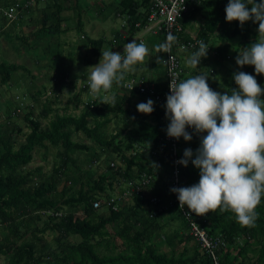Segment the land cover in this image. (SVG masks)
<instances>
[{"label":"trees","instance_id":"trees-1","mask_svg":"<svg viewBox=\"0 0 264 264\" xmlns=\"http://www.w3.org/2000/svg\"><path fill=\"white\" fill-rule=\"evenodd\" d=\"M17 1L24 0H0V24L8 23L2 12ZM40 1L45 2L37 0L35 5ZM68 1L45 2L41 9L39 28L34 35L37 42L46 40L49 48L53 42L51 38L67 32L62 26L66 21L64 13L71 8L67 5ZM150 2H120L117 13H123L127 19V37L136 35L147 24ZM227 3L228 0H187V12L179 19L184 29L180 41L198 40L205 43L209 46L207 58L212 56L210 60L219 67L225 62H230L233 54L237 56L238 52L255 41L258 35V24L252 21L246 22L242 27L238 21H226ZM31 8L10 25L21 20ZM114 14L116 15V12ZM193 24L198 26L193 34H189L188 29H193ZM83 27L81 16L78 14L75 30L80 33ZM156 36L162 39V44L165 43L163 35ZM81 38L85 39L86 46L90 49V58L93 59L100 57V50L106 43L120 49L128 41L122 38L120 33L108 42L101 38ZM198 47L192 52L197 51ZM172 51H176L174 45ZM209 52L212 55H209ZM162 55L161 48L158 60L161 65ZM45 56L48 59V56ZM50 56L54 59L49 57L51 63L56 66V53L51 51ZM34 62L32 66L35 67L38 64L37 61ZM83 63L92 65L93 61L85 58ZM202 63L206 65L207 59H203ZM234 66L235 72L244 71L254 75L264 88V75H256L253 66L240 68L236 63ZM19 70H22L21 66L0 62V84L11 82L13 73ZM211 74L208 71L204 73L208 80ZM56 76L58 87L67 74L58 73ZM163 77L165 85L162 86L161 82L154 84L142 76L130 80H143L154 85L158 94H164L165 70ZM183 79L185 77L182 74ZM215 79L208 81L215 91L224 93L237 87L233 74L230 78ZM130 80L117 86L126 94L117 96L113 104H104L100 99L97 100L98 98L93 102L88 101L78 116L65 113L60 115L49 106L44 107L41 113L43 118L54 112L53 118L44 128L33 116L32 111L23 115H20L19 111L12 112L11 115H6L4 122H0V230L7 232L5 238L0 240V257L4 258L1 264H212V260L200 251V243L189 235V223L176 206L167 207L161 212L154 210L156 214L151 216L154 211L150 199L157 196L166 204V198L170 195L172 159L170 156L159 158L160 167L154 169L155 157L152 154L166 133V125L161 121L165 110L155 104L151 114L125 108L124 106L135 97L145 99V103L151 99L147 94H139L137 90H126L124 83ZM79 89L89 92L88 86ZM39 91L32 96L37 97ZM110 115L120 118L122 127L114 134H105L104 129L110 122ZM9 117L20 118L24 126L10 122ZM24 128L28 132L25 133ZM73 133L83 134L86 141L92 142L98 149H93L87 142L74 141ZM17 137H21L22 141H17ZM199 144L194 137L191 141H185L181 137L178 139L181 149L179 157L183 158L185 149H191L195 153ZM50 147L60 150L59 162L53 169V175L43 179L39 174L41 168L35 171L23 170L33 161L35 151L40 148L48 150ZM77 154L87 155L90 164L103 163V167L100 166L101 172L92 174L90 167L84 170L75 158ZM111 154L118 158L117 164L112 162L114 158L107 159ZM145 175L149 178L147 187L140 193L118 201L117 211L103 207L99 210L102 214H98L93 209V203L97 201H101L105 206L111 198L129 192ZM198 182L199 170L191 161L187 167L182 165L180 186L188 187ZM255 211L257 219L254 227L241 226L236 222L234 213L219 209L206 214L205 223H199L210 237L220 236L225 243L219 252V264H264V199ZM109 226H118L119 230L109 233ZM168 226L172 227L170 232L167 231ZM46 232L53 234L54 246L43 241ZM159 232L164 234L157 236ZM156 236L159 242L167 243L172 248V253L177 244L194 241L196 245L191 256H186L185 250L178 257L174 254L168 256L160 252L153 242ZM70 238H77L78 241H70ZM119 240H122L127 251L115 255L98 253L100 248H115ZM239 240L240 245L237 244Z\"/></svg>","mask_w":264,"mask_h":264},{"label":"clouds","instance_id":"clouds-1","mask_svg":"<svg viewBox=\"0 0 264 264\" xmlns=\"http://www.w3.org/2000/svg\"><path fill=\"white\" fill-rule=\"evenodd\" d=\"M225 19L258 24L257 39L238 52V67L253 66L256 75H264V0H228ZM176 37L169 34L160 47L167 51ZM209 46L200 42L198 50L186 58L187 66L197 69ZM98 64L87 71L91 94L109 92L120 85L125 74L149 55L148 47L132 39L123 46V53L100 50ZM171 59V58H170ZM170 94L166 97L165 116L170 121L167 135L191 141V128L200 137L195 153L185 149L178 161L184 167L189 161L199 170V182L188 187H173L179 208L203 216L216 210L234 213L241 226L254 227L256 208L264 199V88L254 75L244 71L233 73L237 87L224 93L213 90L204 74L178 80L170 76ZM115 102V96L103 97L104 104ZM154 102L137 105V111L151 114ZM194 156V158H193ZM155 167V164H153Z\"/></svg>","mask_w":264,"mask_h":264},{"label":"rangeland","instance_id":"rangeland-1","mask_svg":"<svg viewBox=\"0 0 264 264\" xmlns=\"http://www.w3.org/2000/svg\"><path fill=\"white\" fill-rule=\"evenodd\" d=\"M74 1L77 2L78 8L72 12L70 10H73L72 7L75 6ZM68 2L71 8L65 11L67 20L63 26L67 30V34H59L58 37H53L52 39L54 41L50 43L49 48L46 44L47 41L37 42V44H35L36 39L33 36L29 37L30 32H35L39 26L38 22L35 21L38 13H36V16L32 19L33 22H29L28 25L25 23L18 24V22L7 25L6 30L8 37L2 35L4 33H0V62L18 65L21 66L22 69L13 73L11 82L0 84V122H4L6 115H11L12 112L19 111L20 115H23L24 113L32 111L33 116L38 119L42 128H44L54 115L53 112L49 114L47 118H43L41 113L44 107L49 106L51 110H54L60 115L65 113L78 116L88 101L93 102V100L97 99L89 95L90 90L88 92L86 90L80 91L81 89H79L87 82L86 77L88 73L86 69L98 64L101 58V55L97 59L90 58V49L86 46L85 39H82L81 36L87 39L101 38L108 42L112 38L113 31L119 32L122 29L123 18L115 17L114 12L116 3L114 0L109 2L106 0H69ZM95 3L101 4L99 10H95ZM43 6V4H40V7L43 8ZM78 14L81 16L84 24L80 33L75 30L77 25L76 17ZM196 28L197 26L193 27L192 34L195 32ZM21 39H26L27 41L22 42ZM108 47V43H106L102 50H110ZM51 51L56 53V66L49 64L51 63L50 58H52L50 56ZM45 55L50 58L47 60ZM85 58L94 61V65L84 64L83 60ZM233 59H236L235 54L231 56V61L228 62L225 67L217 70L215 80L231 77L236 71L234 66L235 61ZM34 61H37L38 64L35 67L32 66V63H35ZM204 70L206 73V68H204ZM58 73L67 74V76L62 84L59 82L60 85L56 87L58 82L56 81L58 80L56 75ZM210 78L212 79V77ZM37 91H39L40 94L37 95V97H33L32 94H36L35 92ZM99 99L103 102L102 95L99 96L97 100ZM15 109L16 111H14ZM9 118L10 122L22 127L24 126L20 118ZM109 118L110 122L105 127L104 133L114 134L122 127V121L120 118H115L112 115H110ZM24 132L26 133L28 130L24 128ZM72 139L79 143L87 142L93 146V149H98L92 142L86 141L85 136L81 133H73ZM17 141L21 142L22 138L17 137ZM59 152L60 150L52 147L48 150L40 148L35 151L33 161L23 170L35 171L41 168L39 173L40 177L48 179L53 175V169L59 162ZM75 158H77L84 170L90 167L92 169V174L101 172L100 166L103 167V163L90 164L87 155L84 154H77ZM111 158H114L112 162H118L116 156L113 157L111 154L107 157V159ZM72 171L74 170L72 169ZM62 183L63 181L60 182L61 185ZM97 212L98 214H102V211ZM118 230V226H109L107 228L109 233ZM171 230L172 227L168 226L167 231L170 232ZM162 234L164 233L159 232L157 236L161 237ZM6 235L7 232L5 230H0V240H3ZM157 236L153 242L160 252L168 256L174 254L175 257H178L184 250L186 251V256H191L193 248L196 245L194 241L182 245H178L176 242V248L174 253H172V248L169 247L167 243L159 242ZM43 241L46 244L54 246L53 234L46 232L43 236ZM70 241H78V239L70 238ZM237 244L240 245L241 240H239ZM124 251L127 250H125L122 240H119L115 248L112 246H110L109 249L100 248L98 253L101 255H115L121 252L123 253ZM234 252L237 253L236 250ZM3 260L4 258L1 256L0 264Z\"/></svg>","mask_w":264,"mask_h":264},{"label":"built area","instance_id":"built-area-1","mask_svg":"<svg viewBox=\"0 0 264 264\" xmlns=\"http://www.w3.org/2000/svg\"><path fill=\"white\" fill-rule=\"evenodd\" d=\"M37 0H24L22 2L17 1L9 8L5 9L2 13L6 17L9 23L14 22L18 17L28 10L29 8L35 5ZM150 5L147 14V24L142 29L144 34L149 35H163L165 43L167 42V36L169 34L176 37V41L171 43L170 49L165 51L162 49V65L166 74V87L164 94H158L154 88V85L147 84L143 80H130L124 83V88L128 91L137 90L139 94H147L156 106H162L166 111V97L170 94L169 83L171 80L170 76H175L178 80H182L183 68L180 54L185 52L193 51L200 42L195 41H186L181 42L180 36L184 33V29L179 22L181 15L187 12L188 5L187 0H150ZM173 45L176 48V51L173 50ZM171 58V59H170ZM88 86L87 82L82 85L81 88ZM161 121L166 125L165 136L161 139L160 145L157 150L153 151V156L155 157V168H159V158L170 156L172 159V169L170 174V189L173 187H181V166L182 164L178 163L181 158L179 157L180 147L178 145V140L176 138L169 137L167 135V126L169 120L166 116L161 118ZM187 131L192 134L194 139L200 143V137L203 134H196L191 128ZM142 150H140L141 152ZM113 167L114 164H111ZM149 183V178L143 176V179L135 187H133L129 192H124L121 196L117 198H111L109 202L102 205L101 201L93 203V209L95 211L101 210L103 207L113 210L114 212L118 210V201H123L128 196L133 194L140 193L141 190H144L146 185ZM169 198H166V204L163 203L162 199L157 196H153L150 199V204L153 207V211L161 212L167 209V207L176 206L181 212L182 216L189 223V235L193 236L197 242L200 243V248L202 254L208 256L212 260V264H219V252L224 248L225 243L220 236L210 237L207 231L199 225V223H205L206 217L197 216L195 213H188L189 210L187 206L185 208H179V201L175 193H172L169 190ZM116 203V204H115ZM156 211L151 213V216H155ZM194 218H196L194 220ZM200 221V222H199Z\"/></svg>","mask_w":264,"mask_h":264},{"label":"crops","instance_id":"crops-1","mask_svg":"<svg viewBox=\"0 0 264 264\" xmlns=\"http://www.w3.org/2000/svg\"><path fill=\"white\" fill-rule=\"evenodd\" d=\"M106 1L109 2V1H112V0H106ZM114 1L116 3V7H115L116 15H115V17L123 18V23H122V29L119 32L118 31H113L112 32L113 35H112V38L110 40H112L117 33H120L122 35V38H126L128 40L127 43L130 42L132 39H135L137 42H141L142 41L149 49V55L145 57V60L143 62L137 63L134 66L132 71H129V72H127L125 74L124 81L130 80L133 77H135L134 79H137V77L140 78V76H142V77H144L146 79V81H150L151 83H154V84L158 83L159 84L161 82L162 83V84L160 83L161 86L165 85L164 77L162 78V74L164 73V69H163L162 65L158 61L160 53H161L160 45L162 44V39L159 36L144 34L142 31L138 32L134 36H128L127 37V28H126V20L127 19L123 15V13L122 14L121 13H117V12H119V8L118 7H119V4H120V2L122 0H114ZM45 2H47V0H45ZM45 2H41V1L38 2L36 4V6H34L33 8H31L29 10L30 12L28 11L26 14L23 15L21 20L17 21L18 24L25 23L26 25H28L29 22H33L32 19L36 16V13H38V16H36V20L35 21H37L38 24H39V20H40V17H41V9H42V7H40V4L44 5ZM67 4L69 5V2ZM74 4H75V6L72 7L73 10L72 9L70 10L72 12H74L78 8L77 2L74 1ZM95 4H94L95 5V10H99L100 7H101V4H99V3H95ZM63 17L66 18L65 13H64ZM66 20H67V18H66ZM76 24H77V17H76ZM7 25H10V23L8 22V23H5V24L4 23L0 24V33H4L2 35H5V37H8V33H7V30H6ZM64 25H65V22H64L63 26ZM63 26H62V29H65ZM194 26H198V24L197 25L193 24V27ZM38 28H39V26H38ZM38 28H37V30H38ZM188 31H189L188 32L189 34H192L193 29H188ZM35 32H30L29 37L33 36L35 38V36H34ZM64 35H65V33H64ZM45 41L46 40H43V41H40V42H45ZM35 44H37V41H36ZM108 49L113 50V51H118L121 54L123 53V47L120 48V49H115L114 47L109 46ZM192 53H193L192 51H189V52H185V53L179 55L181 57L183 75H184L185 78H188L189 76H194V75H197V74H204L205 73L204 68H206V71H208V73H212L211 76L209 75V80L213 81V79L216 78L215 76H216L217 70L219 68L225 67L228 64V62H225V63L222 64V67H219V66L215 65L212 62V60H210L212 58V56L210 58H207L208 57V55H207L203 59H207V64L208 65L207 64L203 65V63H202L203 59H201L200 64L198 65V68L197 69H193V68L187 66L186 63H185L186 58L189 57ZM210 54H211V52H209V55ZM48 59H49V57H48ZM94 63L95 62L93 61L92 65H94ZM49 64L54 66L53 63H49ZM210 77H212V79ZM117 86L118 85L115 86V84H113L112 89L109 92H107V93L102 92V94L99 93V95H94V94L93 95L89 94V95H91L94 98L95 97L98 98L99 96L102 95V100H103V97L105 95H107L109 97L115 96V100H116L117 96L126 94L125 92H123L122 89H119ZM141 102L145 103V99H141L140 97H135V98H133L130 101V103L128 105L126 104V106H124V107L125 108H129L131 110H134V112H136L137 111V105L139 103H141Z\"/></svg>","mask_w":264,"mask_h":264}]
</instances>
